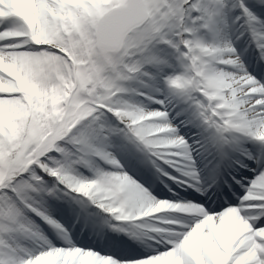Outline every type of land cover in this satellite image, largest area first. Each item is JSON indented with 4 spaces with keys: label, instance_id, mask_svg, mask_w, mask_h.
<instances>
[{
    "label": "snow or ice",
    "instance_id": "obj_1",
    "mask_svg": "<svg viewBox=\"0 0 264 264\" xmlns=\"http://www.w3.org/2000/svg\"><path fill=\"white\" fill-rule=\"evenodd\" d=\"M0 264H264V0H0Z\"/></svg>",
    "mask_w": 264,
    "mask_h": 264
}]
</instances>
